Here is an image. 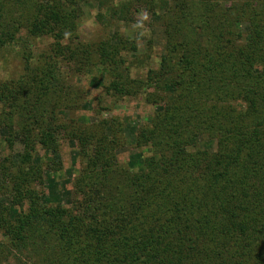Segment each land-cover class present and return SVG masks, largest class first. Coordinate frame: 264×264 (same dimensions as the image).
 <instances>
[{
    "label": "trees",
    "instance_id": "obj_1",
    "mask_svg": "<svg viewBox=\"0 0 264 264\" xmlns=\"http://www.w3.org/2000/svg\"><path fill=\"white\" fill-rule=\"evenodd\" d=\"M158 1L148 0L151 11L158 4L163 9ZM210 1L199 0L206 9L198 14L195 3L191 14L192 0H172L180 15L162 26L160 63L136 79L144 92L152 89L146 98L162 108L138 131L136 143L153 150L140 169L86 172L76 181L74 207L41 205L37 196L27 195L34 197L28 210L0 222L10 243L37 245L50 230L57 250L45 254V264H264V0L260 10L235 2L215 8ZM62 6L66 3L0 0V47L20 39L23 27L32 35H49L60 53L76 57L61 44L75 25L72 8L68 15ZM244 19L247 37L238 28ZM87 43L76 61L93 52L109 73L105 90L131 93L126 83L133 80L117 68L125 62L121 52L136 51L135 44L117 34ZM38 75L16 87L0 85L8 117L16 115L17 94L30 97L33 84L40 101L32 105L45 102L41 94L52 82ZM239 99L245 111L230 105ZM29 119L38 132L26 131L31 138L24 141L23 163L30 162L35 141L50 146L56 141L53 130ZM202 133L215 135V151L199 148ZM106 154L107 149L96 150L90 164L105 165ZM23 171L9 173L20 198L26 195L19 185L27 180L19 175ZM0 208L6 211L2 203Z\"/></svg>",
    "mask_w": 264,
    "mask_h": 264
},
{
    "label": "rangeland",
    "instance_id": "obj_2",
    "mask_svg": "<svg viewBox=\"0 0 264 264\" xmlns=\"http://www.w3.org/2000/svg\"><path fill=\"white\" fill-rule=\"evenodd\" d=\"M57 1L66 3L62 9L68 15L72 8L75 25L72 31L64 33L61 44L75 50L77 56H81L85 50L83 45L87 42L91 45L112 34L135 44L136 51L121 52L125 62L118 64V68L116 66L128 80H133V83H126L131 93H108L104 84L108 83L109 73L98 65V58L93 52L90 53L91 57L83 55L78 63L77 56L70 58L68 53H60V47L54 45L55 39L49 35H32L27 28L22 27L18 32L20 39L16 36L0 47L1 86L16 87L38 74L47 76L43 78L52 82L49 89L41 94L42 99L47 95L43 104L39 102L36 106L32 105L39 100L32 94L34 84L30 97L25 96V93L17 94L15 104L18 108L12 117H8L10 109L7 100L0 101V203L6 207V211L0 208V222L5 218L11 221L16 214L26 212L34 198L27 195L37 196L38 204L41 205L74 207L76 181L86 172L99 169L108 172L122 169L136 171L142 165L141 159L153 153L149 145L136 143V138L138 131L150 126L162 108L156 100L146 98V93L152 92V89L144 92L136 79L142 80L149 68L157 69L162 48L159 43L162 26L178 16L179 10L172 7V0H160L165 4L163 9H159L158 4L153 8L154 11H151L148 0H78L77 4H72L71 0H48L54 5ZM198 2L192 0L189 6L190 11H193L191 14H195V3L198 4L195 6L198 14L206 9ZM234 2L250 5L252 10H260L263 0H211L210 4L211 7L214 5L219 8ZM167 7H172V10ZM120 9L124 12L119 13ZM8 12L16 13L14 17L20 16L19 11ZM18 21L21 20L15 22ZM243 22L238 24V28L241 35L247 37L248 25L245 19ZM230 105L242 111L247 106L242 99L232 101ZM29 115L38 119L42 127L53 130L56 141L51 146L50 141L46 144L35 141L30 162L23 163L21 155L25 151L24 141L30 137L26 131L32 127L34 133L38 132L37 125L31 124ZM82 136L83 140L87 137L86 143L81 140ZM197 137L200 149L215 151L217 144L213 133H202ZM38 138H41L40 134ZM100 149H107L105 165L100 162L90 164L92 155ZM18 170H24L19 175L27 178L26 181H19V185L26 188L23 198L18 197L9 182V173L14 174ZM32 171L35 174L30 177ZM7 239L0 228V264H45V254L50 255L57 250L54 249L56 241L50 240V230L46 233L45 242L37 245L33 240L13 245Z\"/></svg>",
    "mask_w": 264,
    "mask_h": 264
}]
</instances>
